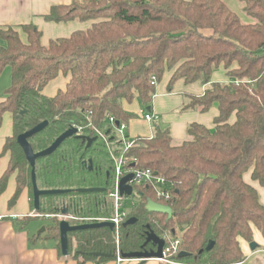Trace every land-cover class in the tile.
Wrapping results in <instances>:
<instances>
[{
  "label": "trees",
  "instance_id": "obj_1",
  "mask_svg": "<svg viewBox=\"0 0 264 264\" xmlns=\"http://www.w3.org/2000/svg\"><path fill=\"white\" fill-rule=\"evenodd\" d=\"M238 1L253 22L244 23L224 0H74L53 7L44 19L94 21L93 25L47 46L35 25L20 26L26 42L15 29L0 27V37L7 42L0 48V75L8 66L12 70V84L0 103V128L7 112L14 117L13 134L2 151L3 156L10 154L11 165L0 179V193L16 174L12 204L27 190L34 207L32 168L17 137L43 121L49 126L30 139L35 153L71 127L88 126V116L94 127L106 131L110 114L128 124L136 115L123 104L136 101L152 107L156 87L168 72L173 75L169 91L180 80L205 86L203 95L188 96L185 110L208 112L219 104L214 128L190 125L191 139L182 146H172L170 131L155 124L153 137L136 138L144 146L125 154L136 159L135 168L150 169L173 185V197L164 203L173 209L172 218L149 212L147 202L158 201L154 189L134 185L138 202L128 219L137 222L123 224L118 243L116 230L106 227L69 233L68 255L76 264L113 262L118 250L122 254L156 250L152 243L146 244L148 231L180 238L179 255L188 254L182 259L176 256L180 264H242L246 256L240 239L253 242V227L264 235V205L245 180L251 172L252 180L264 187V0ZM220 67L227 81H212ZM60 75L71 78L65 90L45 96L44 89ZM86 132L94 137L92 130ZM85 145L70 138L52 156L38 160L40 187L100 185L81 166ZM107 197V190L47 197L48 209L41 204L35 215L60 214L63 207L53 201L61 200L77 217L109 218L112 207ZM29 219L35 218L24 220ZM49 222L44 238L56 241L63 256L60 220L53 217ZM211 241L215 245L207 252Z\"/></svg>",
  "mask_w": 264,
  "mask_h": 264
},
{
  "label": "crops",
  "instance_id": "obj_2",
  "mask_svg": "<svg viewBox=\"0 0 264 264\" xmlns=\"http://www.w3.org/2000/svg\"><path fill=\"white\" fill-rule=\"evenodd\" d=\"M74 0H0V27L13 28L19 34L24 42L26 35L22 32L20 26L35 25L43 34L42 45L47 46L51 40L70 37L75 32L89 29L93 22H67L54 23L47 22L44 17L48 15L55 6L71 5ZM229 7L240 16V10H243L244 4L232 3V0H224ZM240 13V14H239ZM241 18V17H240ZM248 23L250 20L247 19ZM7 42L0 37V48H5ZM223 67L213 72L212 81L224 82L228 77ZM172 72L166 73L167 80L157 85V94L152 103L151 114L155 116V122L149 123L144 120L145 111H141V117L147 126V129L139 132V124L131 120L128 123L126 133L131 139L140 136L153 137V126L158 124L162 129H168L172 134V146L180 147L191 137L187 133L188 127L194 123L202 124L209 129L214 128L215 117L219 115V104L215 103L208 112L199 110H185L184 107L189 102V95L200 96L205 92V86L198 81L193 84H186L184 80L176 82L173 91L168 90V84L172 78ZM11 67H6L0 75V103L6 99V91L12 84ZM70 77L60 75L57 79L50 82L43 93L47 97H54L58 91H64L70 81ZM62 80V81H61ZM137 105V107H136ZM134 105L124 103V109L134 113L137 116L141 109L139 103ZM235 118L232 117L231 122ZM13 114L7 112L2 120L0 128V179L10 169L11 156L2 155L4 145L8 137L12 136L14 129ZM136 124L138 128L136 127ZM245 180L251 184L259 194L260 202L264 205V187L252 180L251 172L245 174ZM17 189L16 174L8 180L7 188L0 193V264H76L69 257L59 256L57 242L48 241L44 238L46 233L42 231L43 227L38 221L42 216L35 215L32 208L31 198L27 190H24L16 204H12V196ZM34 213V215H33ZM25 217H33V220H24ZM38 219H37V218ZM43 218V217H42ZM39 232V233H38ZM40 236V238H39ZM254 241L258 248L251 250L249 242L240 239L241 249L246 256L242 264H264V235L253 227ZM33 238H36L33 240ZM86 264H93L88 262ZM104 264H162L158 259H149L141 261L136 259L118 261Z\"/></svg>",
  "mask_w": 264,
  "mask_h": 264
},
{
  "label": "built area",
  "instance_id": "obj_3",
  "mask_svg": "<svg viewBox=\"0 0 264 264\" xmlns=\"http://www.w3.org/2000/svg\"><path fill=\"white\" fill-rule=\"evenodd\" d=\"M154 82H155V78ZM87 120L89 122L88 126H73L78 129V135H85L89 136V133L86 132V130H92L94 132V136L98 137L99 143L103 146V148L108 152V160L112 165L113 168V176H112V189L108 190L107 195L108 199L107 201L112 207V213L109 218L106 217H98V218H92V217H77L74 214L68 215V217H64L61 215V217L64 220H67L70 222V224L75 225H83L84 223H98V222H110L114 223L116 225V236L119 238V233L121 231V228L123 224L127 221L130 213L132 210L124 209V201L127 200V198L135 197V201L137 199L135 192L133 191V196H122L120 195V184L121 179L125 177L129 173L134 174V178L130 182L133 187L134 185H145L147 187H151L154 189V192L157 197V202L164 205V203H167L171 200L173 197L172 188L173 185H169L166 181V179H163L162 177L155 174L150 169H138L135 167H132L133 165L137 166L136 159L134 158H128L125 157V154L129 149L140 147L139 142L136 139H131L128 135H126V130L128 128V124L125 122H120V125L117 126V122L114 119V117L110 114L107 115V121L109 123V128L106 131V129H99L96 126L94 127L93 121H91V118L88 116ZM144 120H146L149 123L155 122V116L151 114V112H146L144 115ZM109 134H107V132ZM117 139V140H116ZM118 145H121L122 148L118 149ZM120 150L121 153H118L117 151ZM135 201H133V206L135 205ZM130 210V211H129ZM164 238L166 240V246L163 249L164 253V259H159L163 263L168 264H176V261L174 260V257L179 254V246L181 244L180 238H175L171 236L170 234L164 235ZM118 254V261L121 262L125 259L122 258L121 253L119 250L117 251Z\"/></svg>",
  "mask_w": 264,
  "mask_h": 264
},
{
  "label": "water",
  "instance_id": "obj_4",
  "mask_svg": "<svg viewBox=\"0 0 264 264\" xmlns=\"http://www.w3.org/2000/svg\"><path fill=\"white\" fill-rule=\"evenodd\" d=\"M148 112L152 111V107L147 108ZM23 114V112H22ZM120 125V122H117V126ZM49 126L48 121H43L41 124L37 125L36 128L22 133V135L18 136L17 141L18 144L20 145L21 149H23V152L26 155V159L29 163V166L32 168L31 172V182L33 185V197H34V202H33V208L36 213L41 208V203L43 198L47 197H53V196H59V195H65L70 192L76 191L77 193H97V192H105L106 189L104 188H90V187H82L80 189H43L40 187L39 182L37 181V161L40 159H45L50 156H52L56 151L66 142V140L70 138H75L77 140H83L86 142V149H90L97 141L98 137H90V136H85V135H78V129L75 127H71L68 129L65 133L60 135L52 144L50 147H48L45 150L39 151L37 153L34 152L30 139L31 137L35 136L37 133L42 132L46 127ZM110 131L107 132L109 134ZM89 165L91 166V170L93 169L92 166V160H89ZM132 167H136L133 165ZM134 178L133 173L127 174L125 177H123L121 180L120 184V195L124 196H133V185L130 183L132 179ZM146 209L149 212L153 213H161L168 215L169 219L172 218L173 216V209L163 205L161 203H155L153 201H148L146 205ZM62 211V215L64 217H68L70 211L67 208H64ZM137 222L136 218H130L127 220V222L124 223V227H127L128 225H133L134 223ZM60 226V241H61V249H62V255L64 257H69L68 251H69V233L72 232H77V231H83L87 229H98L102 227L109 228L111 231L115 230L116 225L114 223L110 222H98V223H84L83 225H72L70 224L69 221L67 220H62L59 224ZM46 228H43L42 231L45 232ZM147 242L146 244L152 243L156 250H151V251H143V252H132L128 254H122V258L125 260L128 259H136V260H141L147 261L149 259H164V253L163 249L166 245L165 239L159 237L152 231L147 232ZM215 245V242L211 241L208 246L206 247V251L209 252L213 249ZM251 250H256L258 248V245L255 242H251ZM95 255H102V254H95ZM188 254L185 252H182L179 255V258H185L187 257Z\"/></svg>",
  "mask_w": 264,
  "mask_h": 264
},
{
  "label": "flooded vegetation",
  "instance_id": "obj_5",
  "mask_svg": "<svg viewBox=\"0 0 264 264\" xmlns=\"http://www.w3.org/2000/svg\"><path fill=\"white\" fill-rule=\"evenodd\" d=\"M82 151L84 153L82 152L83 155L80 158L81 159V162H80L81 166H83L85 170L90 172V176H91V178H93V180H95L96 182H98V184H100L97 187L104 188L108 192V189L104 185H108V183L110 181H112L111 179L113 176L114 166L108 160V156H106L105 152L103 151L102 145L99 143V141H97L90 149H86V145H85V147ZM89 160H92V166H93L92 170H91V166L89 165ZM97 187H90V188H97ZM43 189H47V188H43ZM59 201H61V200H59ZM45 202H46V198H43L41 204L43 205ZM108 204H109V202H108ZM60 205H61L60 207L61 208L63 207V209L64 208L69 209L68 207L65 206V204L62 201L60 202ZM69 211H70L69 215L72 214V211L70 209H69ZM60 214L62 215V211ZM62 220H64V219H62ZM62 220H60V222ZM72 225H75V224H72ZM159 237L165 239L164 236H159ZM175 258H176V256L174 257V260L176 261ZM162 264H163V262H162Z\"/></svg>",
  "mask_w": 264,
  "mask_h": 264
},
{
  "label": "rangeland",
  "instance_id": "obj_6",
  "mask_svg": "<svg viewBox=\"0 0 264 264\" xmlns=\"http://www.w3.org/2000/svg\"><path fill=\"white\" fill-rule=\"evenodd\" d=\"M232 3H235V4H237V6L238 5H241L242 6V3L241 2H239L238 0H232ZM240 12H241V14H240V17H241V20L244 22V23H248V21H247V19H249L250 21H252L253 22V20H251V18L247 15V14H245V12L243 11V10H240ZM167 80V78H166V74H165V76H164V79H163V81L165 82ZM62 81V80H61ZM138 102H134V105H136ZM139 105L141 106L140 108L141 109H139L138 110V113H137V116H136V118L134 119L135 121L134 122H136V123H138L140 126H139V132H140V130H142V132L143 131H145L146 129H147V126H146V124L144 123V121L142 120V117H141V111L140 110H142V111H145V112H148L147 111V107L146 106H144V105H142L141 103H139ZM136 107H137V105H136ZM136 127L138 128V126H137V124H136ZM126 135H127V133H126ZM139 145H141V146H144V145H142V142H140L139 143ZM103 147V146H102ZM103 151L105 152V154H107V151L103 148ZM37 167H38V164H37ZM108 190H110V189H112V183H110V185L108 186V188H107ZM133 201H135V197H131V198H127V200H125L124 201V209L125 210H127V209H130V210H132L133 211ZM60 202L61 201H53V203L54 204H56V206L57 205H60ZM138 201L136 200L135 201V203H137ZM44 209L45 210H47L48 208H46V206H48V203L47 202H45L44 203ZM129 210V211H130ZM132 213V212H131ZM130 213V214H131ZM73 214V213H72ZM33 215H34V213H33ZM43 217V218H42ZM41 217V219L38 221L40 224H42V226L43 227H45V226H47V225H49V220H51V219H53V217H57V219H59V220H62L63 218L61 217V214H53V215H49V214H46V215H43ZM39 233V232H38ZM116 239H117V243L119 242V238H117V236H116ZM251 246V243L249 244V247ZM177 262V261H176ZM163 264H168V263H163ZM175 264V263H174ZM176 264H180V263H176Z\"/></svg>",
  "mask_w": 264,
  "mask_h": 264
}]
</instances>
